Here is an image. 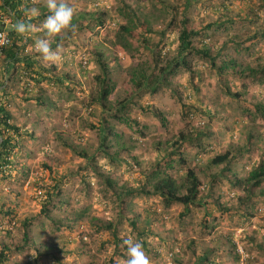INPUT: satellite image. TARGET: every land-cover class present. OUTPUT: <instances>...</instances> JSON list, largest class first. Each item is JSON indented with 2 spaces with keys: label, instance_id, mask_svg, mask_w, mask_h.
<instances>
[{
  "label": "rangeland",
  "instance_id": "1",
  "mask_svg": "<svg viewBox=\"0 0 264 264\" xmlns=\"http://www.w3.org/2000/svg\"><path fill=\"white\" fill-rule=\"evenodd\" d=\"M30 1L32 4L27 12L32 15L35 10L32 17L36 16L37 21L32 24L40 28L43 23L40 13L47 7L44 0ZM189 1L186 14L191 27L196 29L224 13L222 9L211 10L210 5L216 6L217 0ZM262 1L253 2L258 5ZM67 2L76 10L73 20L77 32L74 36L69 33L54 46L53 50H57L59 45L61 59L57 63L42 61L35 51V39L45 34L41 31L33 34V42L22 44L19 60L8 66L4 78L5 59L0 54V105H5L16 125L27 131L21 137L15 135L18 146L12 155L10 175L4 177L0 173V205H16L15 220L9 223L7 217L0 215V244H10L13 249L14 244H21L23 232L28 229L31 241L42 254L38 264H125L127 250L122 243L115 245L109 230L97 228L96 218L113 222L119 237L131 235L137 240V231L134 232L130 224V218L136 219L138 227L145 229L143 248L151 264H198V257L192 254L189 246L191 240L196 242L200 255L203 254L202 245L218 246L228 236L233 238L240 253L250 238L264 242V197H253L241 207L235 199L228 200L234 192L245 195L246 191L231 183V173L224 174L219 167L206 162L211 154L228 149L234 153L230 168L245 177L264 159V118H259L255 110L257 104L264 106V70L260 79L236 77L229 69L219 77L208 61L195 56L191 63L202 73H193L194 83H190L188 69L179 68L175 74L165 76L171 85H159L154 81L159 71L154 67L153 54L160 48H164L163 54L168 50L159 59L158 67L175 56L185 0ZM241 6L247 7L237 0L227 4L232 13H247V8ZM175 9L177 17L175 23H171L169 20ZM95 12L106 13L103 24L90 18ZM259 13V18L252 20L251 26L255 28L264 21L263 6ZM134 14L137 16L133 17ZM130 18L146 22L148 31L138 29L148 39L145 46H140L135 39L131 41L126 37L125 41V36L119 35L120 25H130ZM16 21L15 13H9L0 0V29L5 28L10 39L6 47L19 36L13 30ZM217 26L211 27L212 39L217 45L235 33L243 37L247 28L246 22L227 28ZM250 46L249 51L241 50L235 56L239 66L255 67L256 54H260V62L264 61V38ZM225 51L216 64L235 54L232 44H227ZM95 53L102 54L109 69L117 74L116 88L104 101L105 109L98 99L97 75L101 68ZM27 60H35L31 68L37 81L28 80V77L21 82L18 80L25 73ZM51 65L55 66L54 70H50ZM134 69L148 73L153 70L152 82L143 81L140 87L134 86L130 80ZM154 85L157 86L155 90L152 89ZM234 92L240 93V97L233 96ZM36 98L44 104L36 102ZM91 98H95L92 104ZM120 101L126 104L127 112L117 111ZM192 103L200 109L186 117L183 113ZM151 106L164 114L166 125H162L150 110ZM115 113L119 117L128 113L127 116L136 118L139 125L116 118ZM104 126L119 136L104 139ZM188 131L194 136L182 142L180 151L186 161L181 164L177 162V155L167 153L179 133ZM102 143L107 147L102 149ZM171 158L175 160L174 168L167 172L177 182H184L185 168L190 167L206 183L195 202L187 207L177 202L166 206L154 193L117 196V190L106 185L108 176L123 187L129 188V184L136 187L138 182L132 179L138 174L142 182L149 179L153 183L155 178L151 175L148 178L149 174L156 169L163 174L166 170L164 160ZM124 159L131 165L136 161L137 165L130 168ZM24 168H28L27 175H23ZM211 175L214 176L212 180ZM260 187L264 190V181ZM38 189L42 191L41 196L37 195ZM219 202L230 211L223 212L218 207ZM152 210L159 215H153ZM145 211H149L153 219L148 225L143 223ZM247 212L252 217H246ZM25 221L27 226L23 224ZM5 228L12 231L11 237H5ZM55 246L62 251H54ZM250 253L254 257L251 264L262 261L258 251L252 249ZM34 255V248L26 245L20 251L10 252L4 264H35L32 262ZM230 257L220 254V262L229 264ZM242 262L240 259L239 264Z\"/></svg>",
  "mask_w": 264,
  "mask_h": 264
},
{
  "label": "trees",
  "instance_id": "2",
  "mask_svg": "<svg viewBox=\"0 0 264 264\" xmlns=\"http://www.w3.org/2000/svg\"><path fill=\"white\" fill-rule=\"evenodd\" d=\"M218 3L215 6L214 4L210 5V8L212 11L216 10H223L224 13L219 14L214 20H211V22L207 23L206 26L200 27L198 29L191 27V21L188 18L186 14V9L188 5L190 4L189 0H185V3H183L184 8L182 9V17L179 21V31L177 34L178 39V46L175 56L171 57L169 60L166 61V63L163 66L158 67V61L159 59H162L164 54L166 55L168 53V50H165V53L163 54L162 51L164 48H160L157 50L156 53L153 55V63L154 67L158 68L159 74L156 76V79L154 81L156 83L159 82V85H171L169 80L165 77L169 74H175V72L179 68H185L188 69V71L191 74V81L190 83H194V77L193 73L196 74V72H201L202 70L199 69L197 66L193 65L191 63V59H194L193 57L197 56L198 58H202L209 62L211 68H214L217 75L220 77L226 72L228 69L232 72V75L236 77H253L254 79H260L262 73L261 71L264 70V61L260 62V54H256L254 56V60L256 61L255 67H251L249 65H242L239 66L237 64V61L235 59V56H237L241 50H250V45H253V43L260 38H264V21L261 23V26L258 28H255L251 26L252 20H257L259 18V12L260 8L264 7V0L262 1V4L255 5L254 0H237L241 2L242 4H246L247 7L241 6L243 9L247 8V13L243 12H235L232 13L227 7V4L230 3L231 0H217ZM226 1V3L224 2ZM233 2V0H232ZM32 2L30 0H3V5L7 8L9 13L14 14L17 20H25L26 22L33 23L37 21V17H32L31 20H28V18L25 15V12L29 10V7H31ZM126 7H131V5H126ZM174 14L172 15V18L169 20L171 23H175L177 15V10H173ZM42 17V20L44 21L48 15H50L49 10L47 8H42V12L40 13ZM105 12H95L90 18L96 19L99 21L100 24H103ZM248 14L252 15L251 17L248 16ZM137 14H134L133 17H136ZM79 17H82V15L79 14ZM132 17V16H131ZM130 25H120L119 27V35L122 37L125 36V41L128 39L136 40L138 41L140 46H145L148 44V39L141 35V33L138 32V29H142V31H148V28L146 26L145 21H141L137 18L136 21H134L132 18H130ZM247 25L246 31L244 36L242 37L240 34L235 33V35L228 37L227 40L223 41L220 45H217L214 43L215 41L212 39V33H213V24H218L219 26H224L227 28L229 25L231 26H237L238 24L245 23ZM73 23L75 24V20H73ZM243 25V24H242ZM241 25V27H242ZM238 26L237 28H239ZM133 28H136L137 30L134 31ZM212 29V30H210ZM241 28H239L240 30ZM43 32V31H41ZM36 34V33H35ZM38 35V34H37ZM32 37V38H31ZM30 38L25 39L23 36H16L14 41L11 43L8 47L2 48V54L5 59V66L3 70V78L4 73L6 72L8 66L14 65L18 60V53L22 51V44L26 42L28 44L29 42H33L32 39H35V37L32 35ZM128 39H127V38ZM61 37H55V41H51V46L54 48L56 43L58 41H61ZM127 44V43H126ZM227 44H232L234 55L228 59H222L219 64H216V60L219 56H221L226 51ZM245 44L243 47L242 45ZM96 60L101 68V73L97 75V79L100 82V88H99V101L100 105L103 109H105L104 101L108 99V96L114 91L116 88V82H117V74L116 72L109 69V65L107 62L103 59L102 54L95 53ZM29 59L30 56H27ZM35 60H32L29 62L27 60L26 67L30 68L27 72V68L24 69L25 73L21 74V78L18 80L23 81V78L28 77V80H35L37 81L38 78L34 77V73L32 70V63ZM259 61V62H258ZM229 66L233 67L232 69L229 68ZM55 66H50V70H54ZM45 71L49 72V69L44 68ZM200 75V74H199ZM202 75V74H201ZM67 76V75H66ZM154 76L153 70L146 72L132 71L131 76V82H133L134 86L140 87L143 85V81L147 83L152 82V77ZM47 79V77H44ZM6 79V78H5ZM4 82V81H3ZM155 83V84H156ZM25 84V81L23 82ZM152 89H157V86H152ZM228 93H230V90L227 89ZM179 95V93H177ZM235 97H240V93L234 92L232 93ZM189 96V95H188ZM187 98V96H185ZM95 98H91L90 103L92 104ZM36 102H39L41 104H44L43 100H40V98H36ZM192 106L190 109L185 110L183 115L188 117V115H194L200 109L196 104H191ZM146 108H149L148 105L145 106ZM150 110L159 118L162 125H166V119L164 117V114L157 110L156 108L150 107ZM255 110L259 113L258 117L264 118V106L262 104H257L255 106ZM118 112L126 110V104L124 101H120V108L117 109ZM128 113H125L121 117H119L118 114H114V117L119 119H125L126 121H131L137 125H139L136 118H130L127 116ZM262 119V118H261ZM12 114L8 111L5 105H0V173L4 177L9 176V171L12 169L13 166L12 163V155L14 154V149L18 146V141L16 139V136L21 137L25 133H27L26 130H21L19 126L16 125V123L13 121ZM105 120H103L104 122ZM104 129L106 130L104 139L107 137H118L119 134L115 131H112L111 128L104 126ZM194 133V132H193ZM16 135V136H15ZM31 135V134H29ZM192 134V131H188L186 133H179L178 139L172 142L171 149L167 153V155L175 154L178 157V163L184 164L185 158L183 157L182 151H180V147L182 145V142L186 139L190 138ZM107 145L102 143L101 148H106ZM234 153H232L230 150L226 149L224 151L216 152L214 154H211L207 159V165L212 167H219L221 172L224 174L231 173L232 179L231 183L236 187H241V189L246 191V194L243 195L242 193H235L234 195L229 197L228 200L233 201L234 199L238 202V205L241 207V205H244L248 200H250L253 197H264V190L260 189V184L264 181V159L261 160L259 163H257L256 166L252 167L245 177L238 175L237 172L233 171L230 168L229 162L231 161ZM166 155V156H167ZM123 162L127 163L124 159ZM173 162L175 160L173 158L169 160H164L165 168L166 170H163V174L159 172L158 169L153 171L151 174H149L148 178L153 177L155 178V181L151 183L149 179H147V182H142L140 175L133 177V181H137L138 185L135 187L133 184H129L128 187H123L121 185H118L115 183V180L113 177L106 176L105 182L108 187H110L115 191L117 196H127L131 195L134 192L135 193H145V194H157L159 195L166 206H169L172 202H177L182 204L184 207H187L191 203L195 202L197 199L199 193L204 189L206 186V183H204L195 173V171L190 168L186 167L185 174H184V182L179 183L177 182L176 178L172 176L167 170H173ZM130 168H133L134 165H137V162L135 161L132 165L127 163ZM208 166V168H209ZM28 168L23 169V175H27ZM212 180L214 178L213 175L209 176ZM209 179V180H210ZM115 185L119 186L117 188ZM43 186V185H42ZM46 188V186L44 187ZM259 190H257V189ZM257 190V191H256ZM46 195L49 197L50 194L46 192ZM215 202H218V200H215ZM218 207L221 208V210L224 212V210L230 211L229 207H226L222 205L221 202H219ZM264 207V203L263 206ZM258 209V208H257ZM262 210V209H261ZM150 212H153V215H159V213L155 210H152ZM150 212L145 211V216L143 219V223H152L153 219L150 218ZM0 215L7 217V221L10 223L11 221L15 220L16 218V205L12 204L10 206H5L4 203L0 205ZM246 217H252V214L247 212ZM158 219V218H157ZM264 221V218H263ZM60 224V220L58 221ZM206 223V222H205ZM24 226L28 225L25 221ZM130 224L132 225V228L134 232L137 231V240L141 241L143 245H146V242L143 238L145 233V229H140L137 224V220L130 218ZM96 225L98 229L106 228L109 230L112 234L113 241L115 245L123 244V239L125 237H119L117 235V229L115 227V224L111 221L102 220L99 218H96ZM148 225V224H147ZM68 226V225H67ZM11 230L10 229H3V233L5 237H11ZM251 242V243H250ZM251 244V245H250ZM26 245L31 246L35 250V255L32 256V262L35 264H38V260L41 259V252L38 250L34 242L31 241L30 232L28 229H25L23 232V237L21 240V244L17 243L14 244L13 249L10 244H6L2 242L0 244V264H4L9 260L10 252L12 251H20L22 250ZM243 245V243H242ZM124 246V245H123ZM189 246L191 247L192 254L196 255L198 257V264H222L220 262V254H226L231 255L230 260L231 263L229 264H239V260L242 259L243 262L241 264H251L253 263L254 257L251 255L250 251L252 249L258 251V253L262 256V261L258 262L256 264H264V242L256 240L254 241L253 238H250V241L247 243V245L242 246L243 253L239 252V248L236 245L235 241L231 236H228L227 239H225L224 243L216 245H202L203 254H199L197 250V245L194 240H191L189 242ZM247 246V247H246ZM56 250L61 252L62 250L58 248L57 246L54 247ZM124 249H126V246H124ZM127 250V249H126ZM53 253V252H52ZM202 253V252H201ZM54 255H57L53 253ZM60 258L57 256V261H59ZM174 260V259H173ZM177 261V260H176ZM173 261V262H176ZM27 264L29 262H26Z\"/></svg>",
  "mask_w": 264,
  "mask_h": 264
},
{
  "label": "clouds",
  "instance_id": "3",
  "mask_svg": "<svg viewBox=\"0 0 264 264\" xmlns=\"http://www.w3.org/2000/svg\"><path fill=\"white\" fill-rule=\"evenodd\" d=\"M44 2L50 15L46 17L40 28L25 20H18L13 25V30L25 39L30 38L37 31H43L44 36L35 39V51L40 55L42 61L55 64L61 59L59 45L57 50H53L51 41L55 37L64 39L69 33L73 36L76 34L77 25L73 23L76 10L67 0H44ZM35 14V10H32V15H29L27 11L25 12L28 20H31ZM123 245L127 249L125 264H151L141 241H137L128 235L123 239Z\"/></svg>",
  "mask_w": 264,
  "mask_h": 264
},
{
  "label": "built area",
  "instance_id": "4",
  "mask_svg": "<svg viewBox=\"0 0 264 264\" xmlns=\"http://www.w3.org/2000/svg\"><path fill=\"white\" fill-rule=\"evenodd\" d=\"M10 22H11V20H10ZM9 43H10V39H9L7 30L5 28L0 29V54L2 53V48L6 47ZM84 63H85V61H84ZM37 195L38 196L42 195L41 189L37 190Z\"/></svg>",
  "mask_w": 264,
  "mask_h": 264
}]
</instances>
